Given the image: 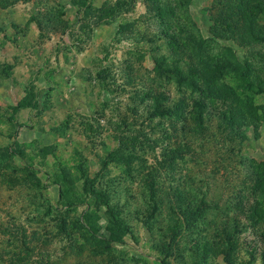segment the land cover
<instances>
[{
  "label": "rangeland",
  "instance_id": "obj_1",
  "mask_svg": "<svg viewBox=\"0 0 264 264\" xmlns=\"http://www.w3.org/2000/svg\"><path fill=\"white\" fill-rule=\"evenodd\" d=\"M212 2L189 7L205 38L214 31ZM147 7V0H0V148L11 150L0 165L19 178L0 186L4 264L21 250L23 230L35 243L49 239L32 257L54 254L58 264H264V218L258 225L246 218L261 200L246 177L253 169L227 151L216 121L201 139L181 132L179 115L152 117L159 95L163 109L191 108L190 90L154 71L168 49ZM223 44L245 58L255 53ZM253 101L264 108V95ZM258 112L256 135L244 127L240 147L264 169ZM180 194L211 204L194 227L179 225L171 208Z\"/></svg>",
  "mask_w": 264,
  "mask_h": 264
},
{
  "label": "trees",
  "instance_id": "obj_2",
  "mask_svg": "<svg viewBox=\"0 0 264 264\" xmlns=\"http://www.w3.org/2000/svg\"><path fill=\"white\" fill-rule=\"evenodd\" d=\"M190 2L191 0H147V10L152 11L159 20V36L168 49L167 56L154 60V71L159 79H174L181 92L182 89L190 90L184 97L188 99L187 105L190 104L191 108L187 112L183 109L180 111L179 106L163 109L160 100L163 96L159 95L152 98L155 103L152 117L179 115L183 119L181 132L201 139L211 136L210 124L216 121L214 130L218 132L217 136H220L222 142L229 145L227 151L239 153L237 155L243 169H253L246 177L251 181V195H259L261 200H255L249 206L246 218L258 225L264 218V169L254 159L241 154L240 146L247 140L242 129L251 127L256 135L260 121L258 110L264 109L257 107L253 101L255 96L264 95V53L258 50V46L264 47V0H213L211 10L214 31L211 38H205L191 18ZM229 41L243 51L247 48L249 54L251 51L255 53L251 54V58L249 55L246 58L240 56L237 50L223 44ZM214 137L216 138L215 135ZM187 147L188 145H184L181 155ZM9 151L10 148H0V160ZM106 165L105 161L101 171ZM222 168L224 170L223 166ZM18 179L6 174L5 167L0 165V186L4 183L15 184ZM101 200L106 205L102 197ZM209 205L211 204L205 195L196 204L193 198L189 202L184 201L180 194L171 208L179 215V225L189 228L200 221L205 215L203 210ZM108 214L111 223H116L113 211L109 210ZM3 225L0 224V229ZM58 229L61 234L66 233L65 222L59 223ZM19 230L17 228V234ZM23 232L21 250L18 247L12 248L19 251L8 264H58V260L63 259L50 253L48 257H32V253L42 244L46 245L49 239L35 243V240H39L36 234L28 239L26 230ZM207 249L206 243L204 250L208 252ZM63 250L66 251V248L63 247ZM0 264L4 263L0 261Z\"/></svg>",
  "mask_w": 264,
  "mask_h": 264
},
{
  "label": "crops",
  "instance_id": "obj_3",
  "mask_svg": "<svg viewBox=\"0 0 264 264\" xmlns=\"http://www.w3.org/2000/svg\"><path fill=\"white\" fill-rule=\"evenodd\" d=\"M27 110L21 109V114L19 116H23L24 112H26Z\"/></svg>",
  "mask_w": 264,
  "mask_h": 264
}]
</instances>
